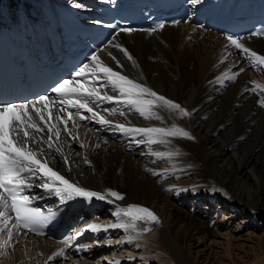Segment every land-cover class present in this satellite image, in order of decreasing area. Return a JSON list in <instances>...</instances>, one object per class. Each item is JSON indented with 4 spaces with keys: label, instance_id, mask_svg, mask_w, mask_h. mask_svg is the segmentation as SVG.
<instances>
[{
    "label": "bare ground",
    "instance_id": "1",
    "mask_svg": "<svg viewBox=\"0 0 264 264\" xmlns=\"http://www.w3.org/2000/svg\"><path fill=\"white\" fill-rule=\"evenodd\" d=\"M34 3L29 4L34 7ZM116 42L120 48L101 53L105 64L178 103L189 115L157 108L160 120L145 119L133 110L129 116L117 113L115 121L132 128L176 125L194 139L168 137V144L149 145L147 137L114 130L98 119L78 122L72 128V139L62 134L68 165L54 151L49 162L83 187L102 193L111 189L124 197L98 205L95 213L102 228L91 232L94 237L118 223L113 215L117 205H138L151 210L158 222L138 221L135 230H128L155 238L172 264H192L182 243L200 234H213L217 228H229L235 220L253 238L264 239V105L260 103L264 95L257 93L264 85L251 90L255 77L264 84L262 67L246 69L252 61L244 62L229 41L184 24L164 26L152 34H117ZM243 42L264 55V36ZM225 73L235 79L224 78ZM167 151L179 155L160 159L152 154ZM106 231L120 239L125 229L107 227ZM23 238L14 236L4 252L8 264L56 263L55 259L48 261L54 245ZM258 256L248 264H264Z\"/></svg>",
    "mask_w": 264,
    "mask_h": 264
},
{
    "label": "snow or ice",
    "instance_id": "2",
    "mask_svg": "<svg viewBox=\"0 0 264 264\" xmlns=\"http://www.w3.org/2000/svg\"><path fill=\"white\" fill-rule=\"evenodd\" d=\"M200 2L201 0H191L193 5ZM75 7L81 8L83 5L75 3ZM158 27L163 28L164 25L161 24ZM227 39L235 48L242 50L254 67H262L264 70V55L248 49L231 36ZM116 47L120 46L116 45ZM121 51H124L128 59L132 60L126 50L121 49ZM91 60V64L79 67L73 77L62 80L51 89L57 99L42 95L30 103L0 105V249L10 246L13 237L22 232L44 234V230L56 218V212L52 208L44 211L38 206H33V201L42 197L24 194L26 190H31L33 187H39L49 195L57 197L61 204L75 200L89 203L99 200L111 204L115 200L124 198L122 194L111 189L104 193L90 190L49 166V156L53 151L61 154L65 163L68 164V157L62 152L61 135L63 133L71 135L68 125L71 122L74 127L76 126L74 117H78L81 121L98 119L102 125H111L112 121L94 110V105L105 101L126 105L145 119H162L155 110L157 108H166L169 111L178 112L181 116L189 115L178 103L157 94L127 75L114 71L98 56L93 55ZM117 63L119 64V61ZM224 78L235 79V76L225 73ZM218 80L222 82V78ZM108 87L118 95L101 92V88ZM257 88L261 86L256 84L251 90L256 91ZM261 92H264V88H261ZM260 103L264 105V100ZM105 111H110L114 115L117 109H105ZM84 112L91 113V117L85 116ZM61 113H66V116ZM116 128L131 136L147 137L146 142L149 145L168 144L170 142L168 137L194 139L187 131L176 125L170 128H130L124 124H117ZM152 154L160 159H171L179 155V152L167 151ZM71 170L69 165L68 171ZM36 178L41 181L38 185L34 183ZM113 215L118 223L107 227L135 230L138 221L146 224L158 222L157 216L151 210L138 205L126 207L117 205ZM107 227L103 230L106 231ZM101 228V225L90 224L86 230L100 231ZM143 231H150V228H144ZM63 254L64 250L60 249L48 259L51 261Z\"/></svg>",
    "mask_w": 264,
    "mask_h": 264
},
{
    "label": "rangeland",
    "instance_id": "3",
    "mask_svg": "<svg viewBox=\"0 0 264 264\" xmlns=\"http://www.w3.org/2000/svg\"><path fill=\"white\" fill-rule=\"evenodd\" d=\"M253 82L259 85L261 84V87L264 85L256 77L253 79ZM205 91L210 92V89ZM213 93L215 92H211V94ZM257 93L264 95V92H261V90H258ZM154 179L156 180L157 178ZM236 221L230 223L229 228H217L213 234L207 236L200 234L194 236L186 243H182L181 246L185 250L190 262L192 264H248L258 254V257L260 258L261 256V259L264 260V239L258 240L253 238ZM125 232L127 233V230ZM124 234L120 239L117 237V234L116 238L112 237V234V238L108 239L111 240L112 244L108 243L107 240V243L101 245L102 247H113L110 255H104L101 259L97 258L93 261L87 259L89 262L84 261L85 264H104V260H107V264H172L168 255L156 243L155 238L146 237V234L140 231L130 232L128 230V233ZM118 240L123 243L119 245ZM122 246L124 248H120ZM5 258L4 254L3 259L5 260ZM3 259L0 264L2 262L3 264H8ZM27 260L31 262L32 257H29ZM54 262L57 263L58 260L55 259ZM20 263L18 262V264ZM79 263L84 264L81 260L72 263L66 261L62 264Z\"/></svg>",
    "mask_w": 264,
    "mask_h": 264
}]
</instances>
